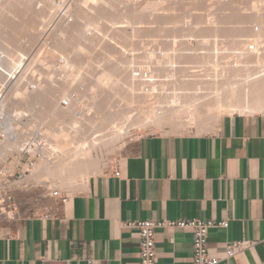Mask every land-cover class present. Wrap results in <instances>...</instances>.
Returning <instances> with one entry per match:
<instances>
[{
  "label": "crops",
  "instance_id": "obj_1",
  "mask_svg": "<svg viewBox=\"0 0 264 264\" xmlns=\"http://www.w3.org/2000/svg\"><path fill=\"white\" fill-rule=\"evenodd\" d=\"M209 133L144 134L108 171L0 233V264H140L127 221H226L208 231L219 264H264V112L220 116ZM215 126V127H216ZM214 127V128H215ZM155 264H192L190 229H157Z\"/></svg>",
  "mask_w": 264,
  "mask_h": 264
},
{
  "label": "rangeland",
  "instance_id": "obj_2",
  "mask_svg": "<svg viewBox=\"0 0 264 264\" xmlns=\"http://www.w3.org/2000/svg\"><path fill=\"white\" fill-rule=\"evenodd\" d=\"M11 1L14 2V0H0V55H4V57H6L7 59V62L5 64H0V70H1L0 74H2L0 76L1 77L0 87H1V84H3V82H1V79L3 80V75L7 77L6 79L4 78V80L7 81V79H9L8 76H10L11 73H14L13 71L14 69H17V70L22 69L21 71L22 75L20 74L21 80L19 77L20 83L18 87L17 88L15 87L10 93H11L12 98H14L15 93L17 92L20 93L27 89L28 90L26 91L27 95H25L27 99L25 98L26 101L22 100L21 102V100L14 98L13 103L12 104L9 103V106L11 109L10 111L11 113H12V110L14 109V106L20 107L26 112L29 111V113H31V114L25 113L24 116H19L15 118L16 119L15 121L17 124L16 129H18V131H15V132H17L18 135H21V133L30 134L27 136L28 138H32L33 136H35L34 135V133L36 132L35 125L37 124L42 126L45 129L43 134H45L46 131H49V132L54 131L56 133V132L67 130L64 124L59 125L57 128L54 127L55 129L52 128L53 125L50 124V119L44 116V114L46 113L45 111L50 110L55 105L57 96L59 98L63 94L61 93L60 94L61 96H59L57 95V92H55L54 94H46L45 98L43 99H41L43 96H41V98L37 97V94L40 96V94L45 92L44 90L46 89L44 88L47 87L46 85H49V82L47 79H51L50 82L54 85L56 84L60 85L62 83L67 84L71 79L70 77H72L73 80L74 79L76 80L77 78V81L74 80V83L77 82V85L75 83V86H72L68 93H70V95L74 97L75 99L74 102L79 101V104H80L79 113L81 111L83 113H80V114L87 113L89 116H92V117H94V115L98 116L99 114L95 113L96 108H94V105L88 104L89 102L88 98H85L86 101L83 98L87 97V94L89 93L87 90L91 88L90 87L91 85L94 84V80H95V76L97 75V72H100L101 69L107 68L109 66V65L106 66L107 62L108 63L112 61L113 62L116 61L117 63L120 62L119 64L121 65L122 67L121 69L123 70L121 74V76L123 77H122V80L120 81V84H121L120 88L121 87L131 88L130 85L132 84V86L135 89L134 93H136L135 101L140 99L138 97H141V95H143L144 93H147L149 88H154L158 90L157 89L158 79L155 78L152 81H150L148 76L145 73H148L151 70L153 73V71H155L154 69H157L158 60L159 61L164 60L168 62L167 68L169 69V67H173V70L171 72H173L174 76L164 78L165 83H167V85L165 84L163 86L165 89L163 88L164 93L162 95L164 96L165 93H169V91H171L168 89V85H169V88H171L170 84L171 82H173V80H176L177 83H179V80L182 79V75H183L182 70L185 71V69L187 71L186 75H190L189 73L190 71H193V69L196 70V72L193 71L194 74L192 72L191 73L192 75H194V78L198 77V80L199 79L201 80V78L202 80L203 79H206V80L214 79L217 73L220 74L221 77L223 76L224 78H228V76H230L231 74H229L228 71H230V69H228L227 67L228 65H233L232 63L234 62L231 58L233 56L232 53L235 51L234 46H232V43H234L235 40L247 39L246 37H239L241 30L246 31L249 34L251 33L252 35L253 33L259 34L260 32H262V28H261L262 26L260 22L261 20L264 21V0H226V1L224 0L225 2L223 0H220L219 3L222 1V4L224 3L225 6L227 3H229L227 6L229 7L232 6L230 8L231 10L227 7L228 8L227 10H222V11L221 9L223 8L221 7H220L221 9L218 8L222 4L218 5L217 0H191V1L183 0V2L182 0H129V1L126 0V2H124L125 0H106L107 2H104L105 0L104 1L101 0L102 3L99 0V2H96L97 4H91V2H88L87 5L83 4L84 6L81 5L80 0H76V1L71 0L69 1L71 4L69 3L68 5H71L72 8L70 7L68 13L65 16H62L63 18L62 20L57 22L58 24L54 22L58 21V18H60L59 16L58 17L56 16L58 15V12H60V9H57V8L62 7L61 3H63V0H47V1L46 0H33L31 5L28 8H24L25 10L20 7L14 6L13 3L10 4L9 2ZM15 1L16 2H14V4L17 3L20 5L22 0H15ZM65 1H68V0H65ZM157 1L159 2V4ZM215 1H216V4L214 3ZM152 2L154 3L152 4ZM108 3L109 4L111 3V4L108 5ZM210 3H211V6L213 7L210 6ZM89 4L92 6H90ZM252 4H256L258 7L257 9L260 10L259 12L260 14L258 15V17L256 13H253L251 11V9L248 10V12H246L247 14L245 13V11L247 10L246 8L249 9L250 5ZM8 5L14 6L15 9L14 7L11 6L13 10L12 9L10 10V7ZM79 5L82 6V8ZM214 5H218V7L216 6L214 7ZM224 5H222V7H224ZM50 7H52L53 9L51 10L52 12L51 17H49L48 19V17H46L48 16V14L45 13V10ZM85 7L86 8L93 7L94 9H92L91 11L90 9L87 10ZM133 8L135 10L136 8H138V10L134 11ZM213 8H216V11L217 9L218 11L220 10V12L217 11L216 13V11L213 10ZM237 8L238 9L240 8L241 12L238 10V15L237 14L234 15L235 13L231 14L232 12H234L235 9L237 11ZM26 9L28 12L26 11ZM224 9L226 8L224 7ZM5 10H9L14 18H12V15L9 14V11L6 12ZM6 13L7 15H5ZM91 15H94V16H91ZM254 16L257 17L256 18L257 20H255ZM64 18L66 19V21L64 20ZM42 20L43 22H41ZM29 22L31 23V25ZM68 22L69 24H66ZM43 23L45 27L43 26ZM52 24L54 25V27ZM84 24L85 25L87 24L89 26L91 25V27H88L87 25L85 26ZM94 24L95 26H97V28L95 27L96 29L94 28ZM60 25L68 26L70 28H73V26L76 25V27H74V29H71L73 30V32H71L70 30H68V27H64L66 29H63V30L60 29L62 28L60 27ZM31 26H34L37 29H41L42 31L46 32L45 33L46 34L45 36H47L46 41L43 44H38L39 46L37 47L35 46L37 45V43L36 44L33 43V35L34 33H36V31L38 32V30L37 29L32 30ZM85 28L86 29L89 28V30H86ZM254 28H258V31H254ZM26 30L28 31V33ZM64 30L65 32H63ZM260 39L262 40V43H260V48H263L264 47L263 46L264 37ZM185 42L187 44H184ZM247 44L252 47L256 46L253 40L248 41ZM59 46L60 47L62 46L61 49L64 48L63 52L62 50L60 51V49H58L60 48ZM34 47H36L37 49L41 48L42 52L44 51L43 56H41L42 62L37 60L38 56L40 57L41 51H40V54L33 53L29 57V59L26 60L29 52H31V49ZM76 47L77 48L79 47L80 49L78 48L79 49L78 50ZM75 49H76V52H75ZM65 50L68 53L65 52ZM260 50L264 51V49H260ZM73 51L75 53H73ZM78 51L79 53H77ZM121 51L123 52L122 55H121L122 53ZM124 53L125 54L127 53V54L125 55ZM14 54L15 55L17 54V56L22 55V57L16 56V58H14L15 57ZM52 54H54L55 57H53ZM123 55L124 57H121ZM147 55H151L150 59H152V61H150V59L147 58ZM106 56H107V59L109 58L108 59L109 61L111 58L110 62L104 59ZM172 56L175 58L173 60L174 62L173 66L170 65L169 63L170 57ZM23 57L25 58L24 62L23 61L21 62ZM49 57L53 59H50ZM66 57L67 58L69 57L70 59L68 58V60L69 61L71 60V61L68 63L66 67L62 68L61 66L63 65V62H60L59 59L66 58ZM79 57H82V58L78 59V61L76 62L77 59L75 58H79ZM112 57L113 58L116 57V58L113 59ZM118 57H120V59ZM18 58L21 59L19 63L17 62L19 60ZM10 60H13L18 64L10 63L9 62ZM51 60H54V61H51ZM79 60L81 62L83 61V64L80 63L82 64L83 67L81 68V65H80L79 66L80 69L77 67L79 65L78 62H80ZM119 60H121L122 62ZM125 62L127 63L130 62V63L127 64ZM226 62L227 64H225ZM164 65L165 64H163L162 67ZM69 66H72L73 69ZM67 67H69V69L72 70L70 72L71 74L69 73L70 70H68V72L65 71L68 69ZM76 67L78 68V70L76 69ZM86 68L87 69L89 68V70H87ZM128 70H134V72L139 71V73H137L136 75L132 77L131 74L127 72ZM156 72H154V74ZM158 72H160L161 74L160 79H162V76H164L163 73H161V70L160 71L158 70ZM197 72L199 73L197 74ZM48 73H51L49 75L52 78H46ZM214 73L216 74L214 75ZM72 74L76 75L75 78H74V75ZM160 74L156 73L155 75H160ZM145 75H146V78H145ZM220 76L218 75L217 78H220ZM36 78L37 79L41 78L43 81L40 84L42 85V88H41L42 92H40V90L32 91L29 87V85L32 84V81L36 80ZM24 79L25 80L27 79L26 83H24L25 82ZM142 80L144 82L146 81L144 84V86L146 87H143L139 84L140 82H143ZM206 80H203V82H205ZM186 81L189 82L188 77ZM81 82L83 84L78 85V83H81ZM192 83L193 82H189L187 84H189V86L191 84L192 86ZM73 88L76 89V91ZM78 92L83 93L84 95L82 94L79 95ZM107 95L108 94H105L102 100L105 101L106 103H108L109 101H112L108 105L109 109H112V110L113 109H122V110L124 109L125 110V108H127L128 99L125 97L124 92L122 93L120 89L119 91H117V95L114 96L110 100H109L110 98L109 95L108 96ZM83 104H85L84 108H83ZM88 105H91L94 109L93 108L91 109L90 108L91 106H88ZM136 106L132 105L131 108L133 109H130V111H132L131 112L132 115L136 114L137 113L136 111L139 110L138 105ZM80 107H82L83 109H81ZM90 110L92 111V114L93 112L95 114L93 115L90 114L91 113ZM58 112L64 113L62 108H59ZM28 124L33 125V129L30 128L28 130L27 129ZM81 125L84 126V124H81ZM102 125H103L101 126L102 128L106 127V124H102ZM99 126L100 124L97 127L100 128ZM216 128L217 126L214 128V126H212L211 123L207 125L205 129L200 130V131L197 130L195 127H192L189 131H187L183 129H174L169 125H165L161 128L160 127L142 128V129L136 128L132 130L133 133L131 132L132 134L130 135L131 138L129 137L126 139L127 140L125 141L126 145L124 144L125 146L123 145L124 147H122L120 151L119 150L114 151L112 152L113 153L112 154V153H106L104 149H101V151L99 149L97 152L94 153L95 155L94 159L98 160L100 164L98 171L96 170L94 174L104 173L108 171L111 167H113L116 164V162L122 156L125 155V153L128 151L130 146H132L138 140V138L141 137V135L157 133V132L170 133V134L193 132L196 134H204V133L212 132ZM45 136L47 138V134H45ZM47 140H48V145H50L52 142L48 138ZM32 148H34V146H32ZM0 154L2 155L0 156V172H2V168L6 164L8 165V162H16L17 158H20L18 156L19 152H17L16 150L4 151L1 149V146H0ZM28 158H30L28 154H25L23 156L24 160H28ZM37 158H39L38 155H35V157H33L32 159L33 163L36 162ZM24 160L22 161V163L25 162ZM18 165L19 164H17V166ZM20 169H21V165L18 166L17 170H20ZM94 174L93 173L90 174L88 179ZM1 179H0V187H1V181H2ZM88 179L86 180V182L88 181ZM15 181H18L17 174L14 180L10 181V183H13V184L8 188L9 191H2V192H5V194L7 193V196L9 195L14 196L10 204L11 205L14 204V201H15L17 210L24 212L26 214L47 212L49 211V209H51L58 203V200L60 199V197L83 191L85 188L84 184H86L85 181L78 182L80 183V185L79 187H77L78 190L74 189L75 192L74 190L60 189V190H57L54 193V195L41 197L39 192L40 190H42V187L40 188L39 185L37 186L33 183L32 189L26 191L27 189L26 190L21 189V187H19L18 184L15 183ZM31 183L32 182L30 181V184ZM81 183L83 184L82 186H81ZM34 194H37V195H34ZM26 199L28 200L31 199V201L28 203ZM11 209L12 208L8 210H11ZM3 216L6 217V214H4ZM2 220L4 221V223H1V225L4 224L5 227H7L11 223V222H8L9 221L8 218L4 219L2 217ZM1 228H4V227H1ZM1 232H3V229L0 230V233Z\"/></svg>",
  "mask_w": 264,
  "mask_h": 264
},
{
  "label": "bare ground",
  "instance_id": "obj_3",
  "mask_svg": "<svg viewBox=\"0 0 264 264\" xmlns=\"http://www.w3.org/2000/svg\"><path fill=\"white\" fill-rule=\"evenodd\" d=\"M32 1L33 0H22L21 1L22 4L20 3V5L17 3L14 4V2H16L15 0H14V2L11 1L9 3L10 4L13 3L14 6L24 9V8H28L31 5ZM69 1H71V0H68V1L63 0V3H61L62 7L57 8V9H60V12H58V15H56V16L57 17L59 16L60 18H58V21H56L54 23H57L60 20H62V18H63L62 16H65L68 13V11L71 7V5H68L70 3ZM217 1H218L217 2L218 5L222 4V1L220 3H219L220 0H217ZM88 2H91V4H97L96 2H99V0H80L81 5H83V4L87 5ZM100 2L102 3L101 0H100ZM104 2H107V1L105 0ZM124 2H126V0ZM182 2H183V0H182ZM228 2H230V1H228ZM255 2H257V1H255ZM118 3H120V2H118ZM153 3L154 2H152V4ZM214 3L216 4V1ZM110 4L108 3V5H110ZM158 4H159V2H158ZM228 4L229 3H227L226 6L224 5V3L222 4V5H224V7L226 9H224V7H222V5L219 7H218V5H214V7L216 6L219 9L223 8V9H221V11L227 10L228 8L230 9L232 7V6H230V7L227 6ZM104 5H106V4H104ZM255 5L256 4L250 5L249 9L246 8L247 10L245 11V13L251 9V11L253 13H256L257 17H258V15L260 14L259 13L260 10L257 9L258 7H257V5L256 6ZM11 6H9L10 10L12 9V7H14V6H12V7ZM90 6H92V5H90ZM94 6H96V5H94ZM210 6H211V3H210ZM57 7H59V6H57ZM80 7L82 8V6H80ZM211 7H213V6H211ZM14 9H15V7H14ZM52 9L53 8L50 7V8L45 10V13L48 14V16H46V17H48V19H49V17H51V13H52L51 10ZM57 9H55V10H57ZM86 9L87 10L90 9L92 11V9H94V8L89 7ZM136 10H138V8H136ZM136 10L134 9V11H136ZM190 10H191V8H190ZM213 10L216 11V8H213ZM238 10L240 11V8L239 9L237 8V11L235 9L234 12H232L231 14L235 13L234 15H236V14L238 15ZM5 11L7 12L9 10H5ZM26 11H27V9H26ZM155 11H157V10H155ZM215 11H214V13H215ZM217 11H218V9H217ZM217 11H216V13H217ZM17 12H18V10H17ZM211 12H213V11H211ZM218 12H220V10ZM9 14H11L10 11H9ZM9 14H8V16H9ZM5 15H7V13ZM91 16H94V15H91ZM257 17H255V20H257L256 19ZM12 18H14L13 15H12ZM56 18H54V19H56ZM65 18H64V20L66 21ZM157 18H159V17H157ZM65 21H64V23H65ZM41 22H43V20ZM93 23H94V21H93ZM260 23L262 26L261 27L262 32H260L259 34L253 33V35L250 33L251 34L250 35L246 31L241 30L239 37H246L247 39L235 40L234 43H232V46H234L235 51L232 53L233 56L231 58L234 62L232 63L233 65H228V67H227L228 69H230V71H228L229 74H231L230 76H228V78H224L223 76L221 77L220 74H218L216 72L220 76V78H217L218 75L216 73H214V75L216 74V77L214 79H211V78H210L211 80L203 79V80L207 81V82L206 81L203 82L202 78H201V80L200 79L198 80V77H196L197 78L196 79V78H194V75H192V73L194 74L193 71L196 72V70L193 69L195 67L192 68L193 71H190V73L188 72L190 75H186L187 71L185 69V71L182 70L183 75H182V79L179 80V83H177L176 80H173V82H171V84H170L171 88H169V85H168V89L171 91H169V93H165L164 96L162 95L164 93L163 90L165 89L163 86L165 84L167 85V83H165L164 78L174 76L173 72H171L173 70V67H169V69L167 68L168 62H166L164 60L163 61L158 60V62H157V69L159 68L158 70L159 71L161 70V73H163V75H164V76H162V79H160L161 74H160V72H158L157 69H154L155 71H153V73H152V70L148 73H145L148 76L150 81H152L155 78L158 79V81H157V89L158 90H156L154 88H149L147 93H144L143 95H141V97H138L140 99L135 101L136 93H134L135 89L132 86V84L130 85L131 88H123V87L120 88V86H121L120 81L122 80V77H123V76H121L123 70L121 69L122 67L119 64L120 62H118V63L116 61L110 62L111 58L109 61L108 60L109 58L107 59V56H106L104 59H106L110 62V63L107 62L106 66L107 65H109V66L107 68H104L101 70L99 69L100 72H97V75L95 76L94 84L92 83L93 85L90 86L91 88H89L87 90L89 92L87 94V97L83 98L84 100H85V98H88V101L90 102L89 103L87 101L88 104L94 105V108H96L95 109L96 111L95 110H93V111H95V113L99 114L98 116L94 115V117H92V116H89L87 113L86 114H80V113H83L81 111L79 113V106H80L79 101L74 102V100H75L74 97L71 96L70 93H68L70 91V88L72 86H75V83L77 85V82L74 83L75 79L73 80V78L70 77L71 79H70V81L68 80L69 82L67 84L62 83L60 85H58V84L54 85L50 82L51 79H47L49 82V85H46L47 87L45 86L46 88H44V89H46V90H44L45 92L40 94V96L37 94V97L41 98V96H43L41 98V99H43V98H45L46 94H54L55 92H57V95H59V96H61L60 95L61 93H63V94L59 98L57 96V100H56L57 102L55 101V105L53 106V108H51L48 111H45L46 113L44 114V116H46L47 118L50 119V124L53 125L52 128H54V127L57 128L59 125L64 124L65 127L67 128V130H64L61 132H56V133L54 131H52V132L46 131L45 134H47V138L50 139V141L52 142L50 145H48V140H47L45 134H43L45 129L38 124L35 125V127H36L35 131H37L36 134L39 135L40 140H42L44 142V147L39 151V153H38L39 158H37L36 162H34L31 166H29V165L23 166V169L27 171L25 178L21 181H16L15 183H17L18 186L21 187V189H23V190L27 189L26 191L32 189L33 183L37 186L39 185L40 188L42 187V190H40V192L38 191L41 197L54 195V193L60 189H62V190H64V189L65 190L66 189H69V190L75 189L76 190L77 189L78 190L77 187H79V185H80V183H78V182H80V181L86 182L89 175L92 173L94 174L95 171L96 170L98 171V169L100 167L99 161L94 159V156H95L94 153L97 152L99 149H100V151H101V149H104L106 153H112V152L118 151V150L120 151V149L126 145V142H125V141H127L126 139L129 138L130 135H132L131 134V132L133 133L132 130H134L136 128H141V129L142 128H151V127L152 128L153 127H160L161 128L165 125H169L174 129H183V130L189 131L192 127H195L197 130L200 131V130L205 129V127L207 125H209L210 123L212 124V126L215 127L216 124L218 123L220 116L223 114L234 113L235 111L238 113H253V112H257V111L258 112L264 111V51L260 50V49H264V47H263L264 45L262 46L263 48H260V43H262V40L260 38L264 37V21L261 20ZM61 24H63V23H61ZM66 24H69V22ZM66 24H64V25H66ZM95 24H94V28L95 27L97 28V26H95ZM244 24H245V22H244ZM30 25H31V23H30ZM91 25H92V23H91ZM91 25L90 26L87 25V26L91 27ZM43 26H44V23H43ZM53 27H54V25H53ZM60 27H62L60 29L63 30V29H66L64 27H68V26L60 25ZM74 27H76V25L73 26V28L68 27V30L73 32V30H71V29H74ZM31 29L35 30L37 28L34 26H31ZM37 30H38V32L36 31V33H34V35H33V43L34 44L37 43V45H35L36 47L39 46L38 44H43L46 41V37H47V36H45L46 35L45 31H42L41 29H37ZM86 30H89V28H87ZM254 31H258V28H254ZM63 32H65V30ZM79 32H80V30H79ZM27 33H28V31H27ZM78 36H79V34H78ZM251 40H253L255 42L256 48L254 46L252 47V46H249L247 44L248 41H251ZM174 41H176V40H174ZM174 41H172V42H174ZM186 42L184 44H187ZM172 44H174V43H172ZM36 47L31 49V52H29L26 60H28L29 57L33 53H35V54L39 53L40 54V51H41L40 57L38 56L37 60L42 62L41 56H43L44 51L42 52L41 48L37 49ZM61 48H62V46L58 49H60V51L62 50V52H63L64 48L63 49H61ZM65 52H67V51L65 50ZM75 52H76V49H75ZM75 52L73 51V53H75ZM77 53H79V51ZM80 53H82V52H80ZM122 54H123V52L121 53V55ZM189 54H191V53H189ZM52 55H53V57H55L54 54H52ZM16 56H17V54L15 55L14 58H16ZM19 56L20 55H18L17 57H19ZM20 57H22V55ZM50 57H52V56H50ZM77 57H78V55H77ZM108 57H110V56H108ZM121 57H124V55ZM68 58L66 57V58L59 59L60 62H63V65L61 66L62 68L66 67L68 65V63L71 61V60L69 61ZM80 58H82V57L75 58V59H77L76 62ZM114 58H116V57H114ZM118 58L120 59V57H118ZM147 58L150 59L151 55H147ZM24 59L25 58L23 57L22 60L19 59L18 61L17 60L16 61L18 63L20 60H21V62L22 61L24 62ZM50 59H53V58H50ZM127 59H125V60H127ZM174 59L175 58L173 56L170 57L169 63L172 66L174 65V62H173ZM51 61H54V60H51ZM119 61H121V60H119ZM150 61H152V59H150ZM9 62L18 64L13 60H10ZM55 62H56V60H55ZM130 62H131V60H130ZM130 62H128V63L125 62V63L129 64ZM80 63L83 64V61L78 62V64H79V65L77 64L78 66L76 65L79 69H80V67H79L80 65H81V68L83 67L82 64H80ZM162 63L165 64L166 66L164 65L162 67V65H163ZM225 64H227V62ZM55 66H53V67H55ZM73 66H75V65H73ZM158 66H160L161 69ZM69 67L72 68V66H69ZM69 67H67L68 69L65 71L68 72V70H70L69 71V73H70L72 70L69 69ZM77 67H76V69L78 70ZM154 67H156V66H154ZM17 68H19V67H17ZM74 69H75V67H74ZM87 70H89V68ZM13 71H14V73H11V75L8 76L9 79H7V81L4 80V78L6 79L5 75H3V80L5 82L1 79V82H3V84H1L0 93L6 92L3 94L4 98L2 100L4 102L2 101L3 106L1 108L8 107L9 103L12 104L14 98L21 100V102H22V100L26 101V99H27L25 97V95H27V92H26V91H28L27 89L23 92L15 93L14 98H12L10 92H12V90L15 87L16 88L18 87L20 80H21L20 74H21L22 69H19V70L14 69ZM74 71H76V70H74ZM127 72L130 73L132 77L134 75H136L137 73H139V71L134 72V70H128ZM154 72L159 73L160 75H155L156 73L154 74ZM51 73H48L46 78H52L49 75ZM132 73H133V75H132ZM198 73L199 72H197V74ZM1 75L2 74H0V76ZM67 75H68V73H67ZM72 75H74V74H72ZM146 75H145V78H146ZM75 76L76 75H74V78H75ZM186 76L188 77L189 82H193L192 86H191V84H190V86H189V84H187L189 82L186 81V79H187ZM19 77H20V80H19ZM11 78L14 80L13 81L10 80ZM75 81H77V78ZM42 82L43 81L41 78H38V79L36 78V80L32 81V84H30L32 86V87L30 86V89L32 91L40 90V92H42L41 91L42 85H40ZM145 82L143 81V82H140L139 84L143 87H146V86H144ZM184 82H186V83H184ZM79 84H83V83L81 82V83H78V85ZM7 87H9V88H7ZM119 89L122 91V93L124 92L125 97L128 99V101H127L128 106H127V108H125V110L124 109L123 110L122 109H113V110L109 109L108 105L112 101H109L108 103H106L105 101L102 100V98H104L105 94H108L110 97L109 100L112 99L114 96L117 95V91H119ZM74 90L76 91V89H74ZM184 90H186V91H184ZM80 94L84 95L83 93H79V95ZM28 102H29V100H28ZM4 103H5V105H4ZM84 105L85 104H83V108H84ZM91 105H88V106H91ZM132 105H135V106L138 105V109H139L138 111H136L137 113L133 114V115L131 113L132 111H130V109H133V108H131ZM8 108L10 109V106ZM59 108H62L64 113H59L58 112ZM80 108L83 109L82 107H80ZM90 108L92 109L93 107L91 106ZM27 109H28V107H27ZM12 112L13 113L10 114V116H8L7 119H5V121H7V123H8V126L12 124V120L14 119V117L24 116L25 113L31 114V113H29V111L26 112L25 110L21 109L20 107H16V106H14V109L12 110ZM95 113L93 112V114H95ZM90 114H92V111ZM12 116H13V119L11 118ZM81 124H84V126ZM99 124H100V126H99L100 128L97 127ZM102 124H106V127L102 128L101 127V126H103ZM27 126H28V128H27L28 130L30 128L33 129V125H31V124H28ZM28 135H30V134L21 133V135H18L16 133H13V135L9 137L6 144L5 143H4V145H3V143L0 144L1 149L4 151L16 150L17 152H21L22 150H24L21 147H23L24 143L27 142L25 145L26 150L31 152V158H33L36 151L33 150L31 147H27V146H29L30 143H32V140H31L32 138L29 139L27 137ZM20 138L22 139V141H24V143L20 144V141H21ZM0 156H2V155L0 154ZM18 156L20 157V153ZM14 165L15 164H11L6 169H3L2 172H0V174H1L0 179L2 178V176L6 175V174L13 173L14 172ZM2 173H4V175H2ZM1 180L3 181L4 179L2 178ZM30 181L32 182L31 183L32 185L30 184ZM82 185L83 184L81 183V186ZM75 190H74V192H75ZM34 195H37V194H34ZM26 200L28 201V203L31 201V199H29V200L26 199ZM5 214H6V217H4V216H2V217L4 219L8 218V220H9L10 219L8 217L9 212H6Z\"/></svg>",
  "mask_w": 264,
  "mask_h": 264
},
{
  "label": "built area",
  "instance_id": "obj_4",
  "mask_svg": "<svg viewBox=\"0 0 264 264\" xmlns=\"http://www.w3.org/2000/svg\"><path fill=\"white\" fill-rule=\"evenodd\" d=\"M3 54V53H2ZM7 62L6 57L4 55H0V64H5ZM1 71V70H0ZM6 74V73H5ZM7 78V77H6ZM28 79V78H27ZM27 79L24 83H26ZM14 80V79H10ZM9 80V81H10ZM31 85H29L30 87ZM32 87V86H31ZM8 88V87H7ZM6 92L0 93V144H6L9 137L13 135V133H16L15 131H18L16 129V117H11L12 124L8 126L7 121L5 119L12 114L10 109L8 107L1 108L3 106L2 99L4 98L3 94ZM2 94V95H1ZM4 102V101H3ZM5 105V103H4ZM10 120V119H9ZM7 124V125H6ZM37 131L34 133L35 136L32 137V143L29 144L27 147L34 146L32 148L36 151L35 155H38L39 151L44 147V142L40 140L39 135L36 134ZM22 138V137H21ZM20 138V139H21ZM25 138V137H24ZM37 138V139H36ZM30 139V138H29ZM36 139V141H35ZM24 143V141H20V144ZM27 143V142H26ZM26 143H24V146L21 147L24 150H22L20 155V158H17L16 162H8V165L6 164L3 169H6L8 166L15 163L14 165V172L2 175V178L4 179L1 181V187H0V230H5L6 227L4 224L1 225V223H4L2 220V216L9 212L10 215L8 217L10 218L8 222H12L14 220H17L21 217H26L30 214H26L24 212L18 211L17 206L15 204H10L12 198L14 196L9 195L7 196V193L2 191H9L8 188L13 184L10 183L11 180H14L16 174L18 177V181H21L25 178V175L27 174V171L23 169L24 165L31 166L33 164V158H31V152L26 150ZM19 144V145H20ZM25 154H28L30 158L28 160H24L23 156ZM34 155V157H35ZM39 156V155H38ZM25 161L22 163V161ZM7 162V161H6ZM17 164L21 165V169H18ZM16 182V181H15ZM66 196L60 197V201L65 200ZM12 208L11 210H8ZM12 214V216H11ZM123 226L130 227V228H136L138 230V237H139V259L140 264H155V258H156V231L157 229L167 228V229H174V228H183V229H190L192 234V251H193V257H192V264H219L222 261H226L236 255H238L243 250H246L250 248L254 242L251 241H237L229 243L225 247V255L223 257H214L210 254V251L208 249V231L211 228L214 227H225L226 221H222L219 223H216L214 221H207V220H176V221H151V220H145V221H127L123 223ZM4 227V228H1Z\"/></svg>",
  "mask_w": 264,
  "mask_h": 264
}]
</instances>
